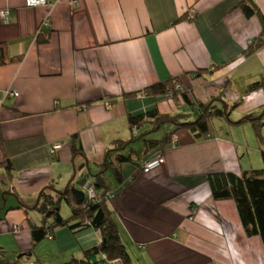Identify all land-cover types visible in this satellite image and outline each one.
<instances>
[{"label":"crops","instance_id":"obj_1","mask_svg":"<svg viewBox=\"0 0 264 264\" xmlns=\"http://www.w3.org/2000/svg\"><path fill=\"white\" fill-rule=\"evenodd\" d=\"M241 1L0 0V9H12L8 19L0 15V42L11 57L0 63V161L10 157L15 166L11 177L0 164V258L79 264L71 261L103 240L100 229L62 225L36 242L31 221L42 220L36 207L42 190L76 184L88 191L105 172L114 191L108 202L134 264H264L262 237L247 234L236 200L215 198L208 181L213 171L255 167L244 161L245 148L219 132L196 139L181 128L173 143L147 150L144 137L161 126L147 121L134 131L130 114L156 106L175 112L184 104L125 95L177 76L204 100L231 85L225 98L234 102L243 98L230 95L235 75L245 72L250 92L264 94V46L246 52L264 23L259 14L248 16ZM255 1L264 14V0ZM48 17L52 33L40 41ZM213 61L226 65L197 74ZM255 81L260 85L252 88ZM118 139L127 140L131 157L122 180L107 161ZM151 153L165 161L144 170ZM70 204L68 212L61 204L64 216L77 202ZM90 264L124 263L104 257Z\"/></svg>","mask_w":264,"mask_h":264},{"label":"trees","instance_id":"obj_2","mask_svg":"<svg viewBox=\"0 0 264 264\" xmlns=\"http://www.w3.org/2000/svg\"><path fill=\"white\" fill-rule=\"evenodd\" d=\"M243 10L248 16L259 14L264 23V14L261 7L255 0H242L240 2ZM52 33L51 25H43L39 34L40 41H48ZM264 46V26L261 34L249 42L246 49L248 54H252ZM8 45L0 42V63L10 61L7 53ZM226 65V62L213 61L209 67L199 68L198 71H204V76L215 73L220 67ZM260 85V81L251 83L255 88ZM250 87V89H251ZM226 87L220 89L218 93L212 95L207 100L198 98L191 90V87L184 84L181 77L172 76L166 79L151 83L143 89L127 92L126 96L132 95H154L157 98L173 97L179 104H185L183 110L164 111L159 106L139 113H132L129 116V124L135 131L147 121L153 122L155 126H162L166 122H171L173 127L161 136H145V149H151L157 145H168L174 142L175 134L181 128H188L196 139H205L217 136L214 118L231 119V108L240 105L243 101L239 99L234 102H228L225 98ZM140 95V96H142ZM221 101L223 103L221 104ZM264 110V109H263ZM194 114L195 116H191ZM255 132L258 136L259 144L264 159V111L258 115L252 116ZM135 135V133H134ZM127 140L118 139L115 146L109 149L107 161L113 168L114 174L118 179H123L122 164L131 157L125 152L123 146ZM75 149H81L75 142ZM164 156V155H157ZM145 159L141 166L145 169ZM7 167L11 177H14V164L10 157H5L0 161ZM112 165V166H111ZM110 175L103 172L97 176L95 189L97 195L91 197L89 192L77 186H69L63 191H52L44 189L40 193L39 202L36 207L42 213V220L31 221L32 233L36 242L48 237L49 233L56 232L62 225H70L73 229L87 226H94L100 229L103 234V240L94 246L86 249L85 255L76 257L71 262L79 264H90L94 261L108 259H119L124 264H134L133 254L123 236L120 225L118 224L114 211L109 205L108 199L114 195L113 186L109 181ZM208 181L211 185L215 198L225 199L233 198L236 200L243 224L249 236L260 235L264 241V163L262 166L244 168L241 171L224 170L213 171L209 173ZM77 202L73 208L71 216H64L61 210L63 200ZM5 250V249H2ZM5 252V251H4ZM0 264H21L9 256L0 258Z\"/></svg>","mask_w":264,"mask_h":264},{"label":"rangeland","instance_id":"obj_3","mask_svg":"<svg viewBox=\"0 0 264 264\" xmlns=\"http://www.w3.org/2000/svg\"><path fill=\"white\" fill-rule=\"evenodd\" d=\"M235 62L236 61L234 60L231 61V63ZM245 73H236L235 79L237 81V85L234 87V93H230V95H235L238 98L243 97V102L240 105L231 108L230 116L232 120L215 117L214 123L217 132L229 136L231 139H234L237 144L239 142V145L246 149H243V151L246 153V155H243L244 161L246 160L248 164H254L253 166H259V164L262 166L264 163L263 154L259 144L258 136L250 118L264 111V108L262 107V100L264 97L263 88H260L261 90L256 89V91L250 92L248 89V83L250 81L248 80L249 76H247L248 72ZM225 87L229 91L232 86L226 85ZM179 106L181 105L179 104ZM184 106L186 105H182L176 111L183 110ZM191 116L195 115L191 114ZM172 127L173 124L171 122H166L161 126V128L153 131L150 136H162L168 129H171ZM153 154L155 153H151L147 157H151ZM70 207V202H68L66 199L63 200L62 210H64V212H68Z\"/></svg>","mask_w":264,"mask_h":264},{"label":"built area","instance_id":"obj_4","mask_svg":"<svg viewBox=\"0 0 264 264\" xmlns=\"http://www.w3.org/2000/svg\"><path fill=\"white\" fill-rule=\"evenodd\" d=\"M45 2H47V0H28V3L30 5H40V4H43ZM11 12H12V9H9V8L8 9H0V15L2 17H4L5 19L9 18ZM43 25H51V20H50L49 17L45 21H43ZM142 94L143 93H140V95H142ZM54 146H55L54 149H56V148L60 147L61 144L60 143H56ZM164 161H165V157L164 156H157L156 155V156H153V157L149 158L145 162L144 166H145L146 170H149V169H151V168L163 163ZM88 192H89V195L91 197H95L97 195V192H96L94 184L89 186ZM48 237H50V238L53 237V234L49 233Z\"/></svg>","mask_w":264,"mask_h":264}]
</instances>
